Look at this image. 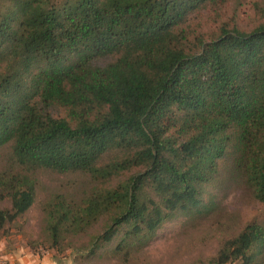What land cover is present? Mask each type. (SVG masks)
Masks as SVG:
<instances>
[{"label":"trees","instance_id":"trees-1","mask_svg":"<svg viewBox=\"0 0 264 264\" xmlns=\"http://www.w3.org/2000/svg\"><path fill=\"white\" fill-rule=\"evenodd\" d=\"M253 7L242 27L227 0H0V229L37 203L41 175L60 182L38 201L49 247L79 261L126 259L228 188L264 206V0ZM263 245L249 223L209 261L261 264Z\"/></svg>","mask_w":264,"mask_h":264},{"label":"rangeland","instance_id":"rangeland-1","mask_svg":"<svg viewBox=\"0 0 264 264\" xmlns=\"http://www.w3.org/2000/svg\"><path fill=\"white\" fill-rule=\"evenodd\" d=\"M258 0H227V5L236 12L237 22L242 27H249L256 19L254 2ZM52 177V176H51ZM50 176L41 175L37 187V203L19 216L13 223L0 229V260L8 264L6 257L10 251H31L34 254H50L55 250L49 247L44 232V215L38 201L44 200L50 193L59 189L60 182ZM218 208L203 217L183 215L165 222L144 245H138L124 259L109 257L96 253L81 261L73 248L67 246L57 255L63 260L70 259L75 264H213L210 259L215 256L222 242L236 235L249 223L264 227V206L244 188H228L218 192ZM1 202L0 207L6 206ZM98 229L72 239L73 246L85 245ZM257 259L264 264V245L257 253ZM78 262V263H77ZM226 264H242L241 260Z\"/></svg>","mask_w":264,"mask_h":264},{"label":"crops","instance_id":"crops-1","mask_svg":"<svg viewBox=\"0 0 264 264\" xmlns=\"http://www.w3.org/2000/svg\"><path fill=\"white\" fill-rule=\"evenodd\" d=\"M8 264H75L70 259L63 260L50 254H39L31 251H10L7 256Z\"/></svg>","mask_w":264,"mask_h":264},{"label":"built area","instance_id":"built-area-1","mask_svg":"<svg viewBox=\"0 0 264 264\" xmlns=\"http://www.w3.org/2000/svg\"><path fill=\"white\" fill-rule=\"evenodd\" d=\"M0 264H4V262L2 260H0Z\"/></svg>","mask_w":264,"mask_h":264}]
</instances>
